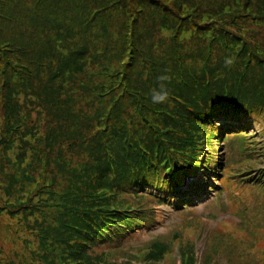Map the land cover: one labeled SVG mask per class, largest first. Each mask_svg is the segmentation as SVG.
<instances>
[{"label": "trees", "instance_id": "trees-1", "mask_svg": "<svg viewBox=\"0 0 264 264\" xmlns=\"http://www.w3.org/2000/svg\"><path fill=\"white\" fill-rule=\"evenodd\" d=\"M153 91H167L166 101L153 103ZM33 108L45 129L21 173L30 189L15 198L21 183L11 175L9 198L0 195V216L26 258L1 255L0 264H173L175 243L193 264L190 237L120 245L151 224L142 211L157 175L193 172L214 136L248 135L212 116L242 128L261 122L264 0H0V175L16 142L31 144L23 132L35 128ZM238 147L245 159H264L247 140ZM74 150L80 166L70 165ZM222 242L232 264L253 246L213 234L210 252Z\"/></svg>", "mask_w": 264, "mask_h": 264}, {"label": "rangeland", "instance_id": "rangeland-1", "mask_svg": "<svg viewBox=\"0 0 264 264\" xmlns=\"http://www.w3.org/2000/svg\"><path fill=\"white\" fill-rule=\"evenodd\" d=\"M246 26L247 29L256 31L254 25L247 23ZM16 31H21V29H16ZM16 31L14 30V33H17ZM39 111L40 110L37 108L32 109L30 123L33 124L32 126L35 128L30 130L31 128L28 127L27 130L23 132V137L25 135L31 144L25 146L17 141L14 148L7 152L10 163L6 162L8 165L7 170L4 171V174L0 175V195H5V198L9 197L3 190L6 184L10 182L11 175H15L13 179L16 184L21 183L14 191L15 198H23V195L30 189L22 183L21 173L24 167L30 162L31 158L34 159L35 155H38L36 146L38 145L39 139L43 141L42 134L45 129V119L42 114H39ZM261 119V122L257 119L250 120L249 127L247 128L246 126V128H242L248 133L245 138H243V136L230 135L225 137L223 143L220 142L218 145L219 152L214 151L213 156H211L213 157L212 161L216 159L217 162H220L221 166H229L228 170L222 173V176L221 174L218 175V177H222V183L227 181L225 184L227 190H223L225 186L221 187L218 185V178L213 174L217 173V162H211L209 167L212 169V172H209V177L206 176L208 173L207 171L203 172L202 180L204 183L201 184V188L195 187L199 188V192L195 194V191H192L190 196L187 197L191 198L197 196L195 201L190 200L193 206H189L177 212L170 206L156 205L154 202L148 203L149 206L155 207V221L152 223L153 225L144 228L142 232L136 233L132 238L125 239L121 243L120 248L125 251H129V249L137 251L146 246L153 238L168 237L172 239L177 237V240L188 239V237L192 238L195 230L187 228L186 225H190L188 223H193V220L198 221L201 219V237L202 234L207 236V233L213 234V231L217 230L215 234H220L223 238L231 237L233 241H235V244H238L236 245L237 249L241 245H244L243 248H245V244L250 245L248 241L253 243V246L249 249L246 248L247 250L245 249L243 253H236L237 260H235V262L237 264H250L251 260L261 261L264 258V254L262 253L264 249V187L263 185L253 186L254 184L246 185L247 183H243L245 181L238 182L239 177H244V174L235 173L239 169L245 170V168H251L247 165L248 163L256 165L257 168H262L264 166V162L255 160L254 157L245 159V154L241 152V149L238 147L242 139L250 142V146H253L254 143H258L259 145L262 144L261 138H264V116H262ZM228 120L232 121L233 119L229 118ZM221 121V118H217L218 124H221ZM231 124L232 123L229 125ZM40 144H42V142ZM205 151L208 152V149ZM77 152L76 150L70 152V165L80 166L79 163L84 162V158ZM0 157H2L1 154ZM256 174L255 172V175ZM245 175H247V173H245ZM209 185L215 187V189L220 192L213 195L210 187H208ZM147 190L149 192H155V190H151V188ZM182 193H178L174 196L171 193L172 201L182 199ZM124 195L125 198H130L128 192ZM186 196L187 194L183 196V198ZM221 200L225 201V205L222 204L223 201ZM245 207L248 208L246 210H241ZM7 221L10 220L6 213L4 216H0V256L4 255L6 257L11 256L14 259H24L26 258V253L21 254L19 248L15 246L14 239L16 233L13 229L11 232L7 231ZM1 232H3L2 238ZM201 237L198 239L197 243L199 254L203 253L206 241L205 238L201 239ZM24 241L25 243L32 244L31 238H25ZM225 247L226 243L222 242L217 248V252H209L207 253V257L213 254V263L215 264H232L231 262L228 263V259L225 258V253L223 252ZM15 251H17V254H15ZM246 255L248 256L247 258H249L248 261ZM167 261L170 262L169 259Z\"/></svg>", "mask_w": 264, "mask_h": 264}, {"label": "clouds", "instance_id": "clouds-1", "mask_svg": "<svg viewBox=\"0 0 264 264\" xmlns=\"http://www.w3.org/2000/svg\"><path fill=\"white\" fill-rule=\"evenodd\" d=\"M229 63H230V61H229ZM167 97H168L167 91H161V92L153 91V93H152L153 103L164 102V101H166Z\"/></svg>", "mask_w": 264, "mask_h": 264}]
</instances>
